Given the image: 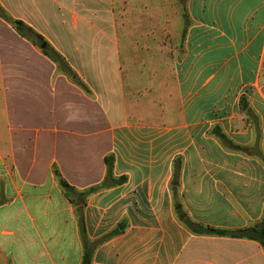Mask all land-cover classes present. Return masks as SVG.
<instances>
[{
  "label": "crops",
  "instance_id": "crops-1",
  "mask_svg": "<svg viewBox=\"0 0 264 264\" xmlns=\"http://www.w3.org/2000/svg\"><path fill=\"white\" fill-rule=\"evenodd\" d=\"M15 1L0 12L76 75L0 16V264H82L80 208L91 264H264L259 242L183 221L264 218V0H184L172 61L158 37L169 19L130 17L143 0Z\"/></svg>",
  "mask_w": 264,
  "mask_h": 264
},
{
  "label": "trees",
  "instance_id": "trees-1",
  "mask_svg": "<svg viewBox=\"0 0 264 264\" xmlns=\"http://www.w3.org/2000/svg\"><path fill=\"white\" fill-rule=\"evenodd\" d=\"M0 16L2 18L7 19V21L13 26L15 31L20 36L30 40L35 46H38V43H37V41H34L32 38H30L28 36L29 33L35 35L36 38H38L40 40H43L42 36L37 34L32 28H30L23 21H21V20H11L10 18H7L6 16H4L2 12H0ZM50 49L51 50H48L47 48L46 49H41V51L51 61H53L57 66L61 67V64L65 65L67 67V69L71 72L72 70L68 66V64L65 61L64 57L58 51H56L54 48L50 47ZM65 73L68 76H70L68 71H65ZM74 82L77 83L81 88H83V90L88 92V89H87L86 85L83 82H81L80 80H75ZM241 104H242L243 107L245 106V104H246V99L245 98H242ZM106 164H107V176H112V174H113V160H112L111 157L106 158ZM55 174H56V176L59 179V183H60L61 187L63 188V190L65 191V193L69 197L72 196V193H76L75 190L61 177L60 173L57 170H55ZM124 181H125V178L119 179L117 182L120 183V182H124ZM96 190H97V188H91L88 191H86L85 193H82L81 196L85 195L86 193L90 194V193H92V192H94ZM81 210H82V208H80V210H79V220H80L83 244H84V248H85L82 264H91L93 251H92V249H91V247L89 245V242H88V239H87V236H86L85 226H84V219H83V215H82V211ZM183 221H184L185 224H187V226H189V228H191L195 232L204 233L206 235H211V236H229V237H235V238H247V239L259 242L264 248V218H263V220L260 223H258L257 225H255L253 227H249V228H246V229H240V230H236V231H225V230L216 229V228H210V227L203 228L204 230H197V229H195V225L197 226V224L191 222L187 218L184 219ZM201 227L202 226H200V228ZM119 232H120V229H116L112 233L107 235L105 238L114 236V235L118 234Z\"/></svg>",
  "mask_w": 264,
  "mask_h": 264
},
{
  "label": "rangeland",
  "instance_id": "rangeland-1",
  "mask_svg": "<svg viewBox=\"0 0 264 264\" xmlns=\"http://www.w3.org/2000/svg\"><path fill=\"white\" fill-rule=\"evenodd\" d=\"M168 9L165 8V0H156L155 2L157 4V11L153 10L154 5H150L149 0H143V2H139L137 8L132 12V15L130 16L132 18H139V19H145V18H154L157 16L158 19H164L168 18L169 19V26L167 28L164 27H158V37H159V44L162 43L163 50L168 44L169 47V61H172L173 59L176 58L178 53L182 52L185 49L184 43H185V36H186V30H187V25L189 22V17L187 14V11L185 9V1L184 0H168ZM144 3V4H143ZM10 5L12 7L17 6V1L11 0ZM145 27L141 28V31L138 35V37H141L140 42L143 45L145 43L144 37L146 36L145 34ZM151 29V28H148ZM166 35L169 36V39L167 40ZM30 38H32L34 41H37L38 46H35L36 50L39 52L41 51V46L43 42H46L45 39L40 40L36 38L35 35L29 33L28 35ZM149 40V39H148ZM168 41L166 43V41ZM139 41V40H138ZM153 43V39L151 40ZM32 43V42H31ZM48 43V42H47ZM48 44L46 47L48 50H51ZM65 59V58H64ZM66 61V59H65ZM67 62V61H66ZM68 64V62H67ZM69 66V64H68ZM59 69L58 71L64 72L68 71L70 76L69 78L73 79V76L76 75V73L72 70L71 72L67 69L65 65L61 64V67L57 66ZM171 74V70H169V75ZM172 75V74H171ZM172 79V77H169V82ZM77 80L81 79L77 77ZM82 82V81H81Z\"/></svg>",
  "mask_w": 264,
  "mask_h": 264
},
{
  "label": "water",
  "instance_id": "water-1",
  "mask_svg": "<svg viewBox=\"0 0 264 264\" xmlns=\"http://www.w3.org/2000/svg\"><path fill=\"white\" fill-rule=\"evenodd\" d=\"M46 47H47V43H43L41 49H46Z\"/></svg>",
  "mask_w": 264,
  "mask_h": 264
}]
</instances>
